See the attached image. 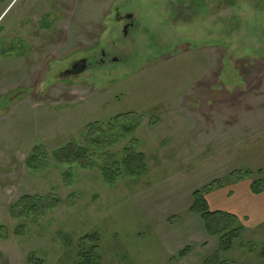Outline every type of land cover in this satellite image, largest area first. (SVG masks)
I'll return each instance as SVG.
<instances>
[{
	"label": "rangeland",
	"instance_id": "1",
	"mask_svg": "<svg viewBox=\"0 0 264 264\" xmlns=\"http://www.w3.org/2000/svg\"><path fill=\"white\" fill-rule=\"evenodd\" d=\"M128 112L146 119L109 151L143 152L142 178L112 187L99 166H74L67 184L65 166L27 170L36 145L81 143L89 124ZM238 170L252 172L245 188L264 176V0H0V227L11 235L0 264H77L86 236L101 264H202L217 240L190 212L193 194ZM27 194L66 204L15 237L8 207ZM242 223L245 246L226 258L264 264L247 248L264 224Z\"/></svg>",
	"mask_w": 264,
	"mask_h": 264
},
{
	"label": "trees",
	"instance_id": "2",
	"mask_svg": "<svg viewBox=\"0 0 264 264\" xmlns=\"http://www.w3.org/2000/svg\"><path fill=\"white\" fill-rule=\"evenodd\" d=\"M145 119L146 115L128 112L115 116L106 124H89L82 138L83 142L70 141L52 152L43 145H36L27 156L25 166L35 175L45 173L53 165L65 166L68 168L64 173L67 184L71 183V169L74 166L81 170L99 166L103 181L112 187L122 178H142L149 170L148 159L143 152L137 151L131 145H126L120 155L113 154L109 149L133 136ZM154 123L152 125H155ZM135 140L133 138V141ZM97 162H100V165ZM263 173L264 171H259L260 175ZM252 178L251 171L238 170L194 192L190 212L200 216L206 233L217 240L216 250L202 264H237L234 259L226 257L235 250L242 239L245 229L242 219L233 212L212 209L209 199L213 192L225 188L228 184H239ZM249 189L255 196L263 194L264 176L252 180ZM65 204V199L56 194L23 195L8 207L9 216L18 222L12 234L15 237L25 236L29 225L38 223L49 212ZM10 236L8 228L1 226L0 240H8ZM98 241L96 236H86L79 241L77 264H101L100 248L96 243ZM247 248L251 252L258 251L259 257L264 261V242L258 248H254V245H248ZM188 251V248L183 250L179 258L185 257Z\"/></svg>",
	"mask_w": 264,
	"mask_h": 264
},
{
	"label": "crops",
	"instance_id": "3",
	"mask_svg": "<svg viewBox=\"0 0 264 264\" xmlns=\"http://www.w3.org/2000/svg\"><path fill=\"white\" fill-rule=\"evenodd\" d=\"M234 188L232 196L229 191L224 193L223 189L213 192L209 199L212 209L233 212L244 224L254 223L256 227H261L264 224V193L253 195L249 188L244 187V182Z\"/></svg>",
	"mask_w": 264,
	"mask_h": 264
},
{
	"label": "flooded vegetation",
	"instance_id": "4",
	"mask_svg": "<svg viewBox=\"0 0 264 264\" xmlns=\"http://www.w3.org/2000/svg\"><path fill=\"white\" fill-rule=\"evenodd\" d=\"M127 16L128 15H126V17H121L120 15H116V18L118 19V21H122V20H124V19H127V20H132L133 18H130V19H128L127 18ZM132 22V21H131ZM126 26H129L128 27V29L132 26V23H129L128 25H126ZM125 26V27H126ZM124 27V28H125ZM128 29H127V33H128ZM126 33V34H127ZM88 68V65H87V63H86V61H82V62H80V63H76V64H74L73 66H72V69H70V70H68V71H66V74H68V73H71V74H76V73H78V72H80L82 69H84L83 71H85L86 69Z\"/></svg>",
	"mask_w": 264,
	"mask_h": 264
},
{
	"label": "water",
	"instance_id": "5",
	"mask_svg": "<svg viewBox=\"0 0 264 264\" xmlns=\"http://www.w3.org/2000/svg\"><path fill=\"white\" fill-rule=\"evenodd\" d=\"M127 18H128V19L132 18V15H128ZM128 27H129V26H126V27L124 28V33H125V34L127 33V29H128ZM116 60H117V59H115V61H116ZM83 70H84V69H82V70H81L80 72H78V73L83 72Z\"/></svg>",
	"mask_w": 264,
	"mask_h": 264
}]
</instances>
